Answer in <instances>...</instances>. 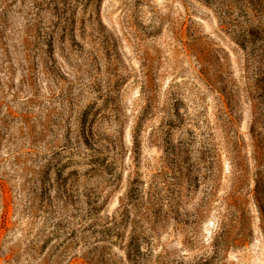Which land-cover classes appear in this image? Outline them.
I'll return each instance as SVG.
<instances>
[{
  "label": "rangeland",
  "instance_id": "rangeland-1",
  "mask_svg": "<svg viewBox=\"0 0 264 264\" xmlns=\"http://www.w3.org/2000/svg\"><path fill=\"white\" fill-rule=\"evenodd\" d=\"M260 4L0 0V264H264Z\"/></svg>",
  "mask_w": 264,
  "mask_h": 264
},
{
  "label": "trees",
  "instance_id": "trees-1",
  "mask_svg": "<svg viewBox=\"0 0 264 264\" xmlns=\"http://www.w3.org/2000/svg\"><path fill=\"white\" fill-rule=\"evenodd\" d=\"M247 3L251 5L249 8L251 11H255L257 5L260 4V0H247ZM253 3V5H252ZM255 3V4H254ZM254 8V9H253ZM254 16V15H252ZM256 75L262 74V71L259 69V72H255ZM255 189L253 194V203L256 208L257 217L259 221V228L262 235L263 243H264V158H260L257 164V171L254 178ZM249 231V229L247 230ZM247 234V232H243Z\"/></svg>",
  "mask_w": 264,
  "mask_h": 264
}]
</instances>
